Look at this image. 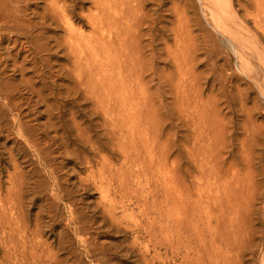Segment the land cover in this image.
<instances>
[{
    "label": "rangeland",
    "instance_id": "1",
    "mask_svg": "<svg viewBox=\"0 0 264 264\" xmlns=\"http://www.w3.org/2000/svg\"><path fill=\"white\" fill-rule=\"evenodd\" d=\"M94 1L95 0H59L61 5L66 2L67 6L70 5L74 29L78 32H84L86 35H89L91 32V30L85 26L90 19L89 17H94L99 12L96 8V2L94 3ZM213 1L214 0H149L143 6V10L160 20H158L159 23L157 24L159 30L163 26L172 29V32L161 31L162 35H164V40L155 42L156 50L160 54H157V56H161L156 62V67L164 69L168 73L174 72L173 77L175 81H177L179 78L178 68L176 67L174 58L170 63L167 62L166 45H169L172 49L174 48L173 50L178 48L177 50L179 51L176 50L178 54L187 55L186 57L192 62H187V71H189L190 67V74L192 71V78L190 77L187 80V87L188 89L190 88L189 94H192L191 102L194 101L195 103L196 100L194 106L197 105L198 101L202 105L201 107H203V110L207 108L208 114L210 113L209 120H216L214 125L210 122L211 125H213L212 127L216 126L217 128L218 125L220 129L223 130V132L219 133L217 128L218 135L215 132L216 136L213 137L214 139L217 138L220 143L225 141L226 149L221 152L222 159L216 158V161L212 162L213 164L207 166L210 172L206 169L207 167H205V170L208 171V175L205 177L203 176L202 180L200 179L201 168L195 164V161L193 162V155L191 157L192 152L189 151L190 147L193 150L192 146L194 147V144H192L191 141L194 139L195 133L190 131L191 129L188 125L184 126V129L181 127V129H179L178 140L180 142V154L182 153L180 159L182 158V161H180L181 166L175 169L177 170L175 171V177L179 179L178 181L181 184L180 189L186 188L188 195H190L193 200L199 198V194L196 193L199 185L208 191L212 190L215 192L219 190V188L220 190L222 189V208L221 212L217 211V213H219V218L209 219V217L203 216L200 220L197 216L198 218L196 217L192 224L194 227L188 230V245L186 248L174 251L170 249L167 254L166 250L162 249L159 253L163 258H153L155 251L153 248L154 245L150 242L149 229L152 228L151 225L153 224H151V222L154 216H142L140 212L142 209L138 206V201L136 202L135 200L139 197L141 203L147 201L149 206L152 207L151 205H153V201H155V197L151 194L153 185L151 182H146V179L143 178H141L140 185L134 182L133 179H130V182L128 178L129 183H127V186L125 185L126 188L119 187V183L121 182L117 180L116 177L118 175L121 176L120 173H122L123 170L126 174V169H128V167H125V165L129 166V164L123 165L126 160L123 155L120 157L121 153L117 151L118 149L111 141L107 138L97 137L98 135L96 134L101 133V130L96 129L92 134H95L96 145L102 142L104 143V148L100 150L101 152H98L92 151L91 147H87V151L85 150L86 155H82V159L79 161L76 159L77 157L74 158L73 155L66 158L60 153L62 150L58 149L56 146H53L51 149L54 153L52 156L53 158H51L52 164L56 165L58 163L57 165L61 167L63 163L64 169L60 170L57 180L60 183V187H62V192H60L54 184V179L50 177L49 171H47L45 167L43 168L41 161H37L39 159L36 158L35 153H33L34 150L27 144L25 145L22 138L8 129V131H3L0 134V263L264 264V93L261 91L263 87L259 85V81L262 79L261 76L264 74V42L258 41L259 38L251 22L252 17L257 16L258 11L255 6L256 4L253 3L255 0H231L232 7L230 10L233 13L229 14V19L236 23L237 28H240L241 32H243V37L248 40L249 47H251L249 51L252 54V60H246L245 63L242 64L237 59L231 45L228 44L227 38H224V34L219 33L213 27L209 15V13L216 8L215 5H217V3ZM50 3V0H31L29 2L30 10L28 12L30 20L38 22L40 15L43 14L44 10L48 9ZM37 12L40 14L38 15ZM36 14L39 17L36 16ZM177 27H179V30ZM47 28L46 26L42 28L45 30H39L41 32H46L47 30L48 32ZM53 31V33L51 31V34H49L53 36L57 35L61 41L64 39L63 37L66 36L65 29L57 28ZM252 31H254V34ZM249 32L250 34H248ZM179 37L182 38L183 42ZM179 42L181 43V47L178 46ZM182 43H184V45ZM251 43L253 44L251 45ZM261 50L263 53H261ZM64 52V48H61L59 52H57V56L60 58L58 63L62 65L68 62V58H65ZM258 52L261 53V55H259ZM147 53V56L150 57V53ZM194 58L195 61H193ZM255 59H257V62ZM250 68L252 80L247 78L249 77L247 69ZM245 70L246 72H244ZM258 71L261 72V74ZM6 72L2 74L5 81L21 78L20 73L14 75L10 71ZM193 74L199 76V78L195 77ZM232 75L235 76L233 77ZM28 76L31 77L32 75L26 74V77ZM222 76L224 79H221ZM253 78L256 79V83L254 82L255 80L253 81ZM172 93L173 96L164 97V103L165 105L167 104L169 111V107H171L172 110L175 108V91H172ZM194 98L195 100H192ZM0 102V107L6 115L3 124L9 120L8 123L6 122L4 125L12 126L17 119V114H10L6 108V103L3 100H0ZM59 103L61 105L71 104V102L64 99L59 100ZM24 107L26 109L24 110L23 121L26 120L27 122L24 121L25 123H30L29 125L37 129L38 133L44 131V123L48 119L47 115L44 114L45 107L37 104L34 105V103L30 105L25 104ZM81 107L83 106H79L77 110H81ZM193 118L194 117L191 116L189 121H193ZM82 119V115L77 117L78 121ZM99 120V118L96 119V122L101 121ZM167 121L169 120L164 121V124L161 123L162 125L160 124L162 127L159 126L161 129L158 134L159 138H157L159 139L158 142L161 141L163 143L160 142L158 144L160 148L163 145L166 147L168 141L171 140L172 124L170 121ZM168 123L169 126H166ZM189 124H192V122H189ZM165 127H167L168 130L165 129ZM168 127H171V129ZM169 130L171 132H169ZM192 132L193 135H191ZM185 135H187L186 138L188 139L185 138ZM110 143L112 147H110ZM21 144L24 145L21 146ZM184 146L186 147L183 148ZM167 149H169V147ZM167 149L166 151H168ZM215 149H217L214 151L216 152L215 154H218V149L220 150L221 146ZM11 152L13 154H11ZM86 152H88V154ZM157 152L160 154L159 148ZM98 153L103 156L99 157ZM13 156L16 157V161ZM87 156H89L90 160L94 163L93 169L88 166V164H85V160L89 158ZM103 157H107V160ZM185 157H187V159ZM99 158L106 160V164L109 163L106 169V176L103 177L106 179L103 181L99 177V169L101 167L99 164L101 160ZM35 159H37V162ZM53 161L55 163H53ZM170 165L172 164L170 163ZM37 167L39 172L42 171V174H40L41 172L39 174L37 173ZM15 168L18 169L19 174L25 175L28 184L23 189L22 200H20V202L22 201L20 203V212L17 214L15 212L16 216L10 213L11 215L7 216L6 221L2 218L5 210L7 213L10 211L11 205H8V200L10 198H17V196H14V194L11 195L10 193L13 188L10 178L12 174L16 172ZM45 173L46 175H44ZM93 175L96 178L95 180ZM114 178L115 180H113ZM17 179L18 177H16L14 181ZM87 179L90 182L89 184H87ZM36 180L37 182L39 181L38 185ZM50 180L51 182H49ZM106 180L108 181L107 183ZM207 182L209 183L207 184ZM184 185L186 186L184 187ZM36 187H38V190L34 191L37 189ZM131 188H133V190ZM66 189L69 190V193ZM226 190L228 193L225 192ZM124 195H128V197H130L128 199L133 201V203H128L129 200H127V197ZM160 198L163 199V197L160 196L158 201L161 200ZM123 202H125L124 207H120ZM112 206L116 207V212L113 213V215H111L112 213L110 212ZM153 208L154 207L151 209ZM17 215H20V222L23 225L18 224L19 218ZM3 220L7 225L2 223ZM72 220H74L73 223L71 222ZM155 224L154 227L158 225V223ZM20 225L22 228L26 225V230H19ZM157 228L158 227H156V229ZM193 228H195V230ZM89 244L92 247L88 246ZM10 246H21L22 248L20 251L27 253V255L24 257L21 254L19 257H16L12 254L11 256ZM207 250L210 253H208ZM5 252L8 253H6L7 256H4ZM54 252L58 255H55ZM3 257H6V259ZM56 258L59 261L58 263H55L57 262ZM10 261L11 263H9Z\"/></svg>",
    "mask_w": 264,
    "mask_h": 264
},
{
    "label": "bare ground",
    "instance_id": "2",
    "mask_svg": "<svg viewBox=\"0 0 264 264\" xmlns=\"http://www.w3.org/2000/svg\"><path fill=\"white\" fill-rule=\"evenodd\" d=\"M30 1L31 0H0V100L6 103V108L10 114L16 113L18 116H16L17 119L12 126H5L4 124L6 122L8 123L9 120L3 124L6 115L0 107V134L9 129L22 138L25 145L27 144L34 150L33 153H35L36 158L39 159H35V161H41L43 168L45 167L46 170L49 171L50 177L54 179L57 190L62 192V187H60V183L57 180L60 170L64 169L63 163L61 167L57 165L58 163L56 165L52 164L51 158H53L52 156L54 153L51 149L53 146H56L58 149L62 150L60 153L66 158L73 155L74 158L77 157L76 159L79 161L82 159V155L85 154L87 147H91L92 151L98 152H101L100 150L104 148V143L102 142L96 145L95 134H92L96 129L101 130V133L96 134L98 135L97 137L107 138L111 141L118 149L117 151L121 153L120 157L121 155L124 156L126 161L123 165L129 164V166L125 165V167H128V169H126L128 173L126 172L125 174L123 170V172L120 173L121 176L118 175L116 177V179L121 182L119 183V187L126 188L125 185L127 186V183H129L128 178L129 180L133 179L134 182H137L139 185L141 184V178H143L146 179V182H151L153 185V190L150 188L152 196L155 197L153 205L150 204L154 207L153 209H151L152 207L149 206L147 201L143 200L144 202L141 203L139 197L135 199L136 202L138 201V206L142 209V211H140L142 216H154L152 222L150 221L151 224H153L151 225L152 228L149 229L150 242L154 245L153 248L155 251L153 258H163L159 253L162 249H165L167 254L170 249L174 251L186 248L188 245V230L194 227L192 224L197 216L200 220L203 216L209 217V219L219 218V213H217V211L221 212L222 208V189L220 190L219 188V190L215 192L212 190L208 191L199 185L198 188L196 187L198 190L196 193L199 194L197 200H193L192 197L188 195L186 188L180 189L181 184L178 181L179 179L175 177V171H177L175 169L181 166L180 161H182V158L180 159L182 153L180 154V142L178 140L179 129H181V127L184 129V126L188 125L191 129L190 131L195 133L193 139L194 143L193 140L191 141L194 147L192 146L193 150L190 147L189 151L192 152L191 157L193 155V162L195 161V164L201 168L200 179L202 180L203 176H207L208 171L210 172L207 166L213 164L212 162H215L216 158L222 159L221 152L225 151L226 144L225 141L220 143L217 138H213L216 136L215 132L217 134L218 130L219 133L223 132V130H221L218 125V130L216 126L212 127L216 120H209L210 113L208 114L207 108L205 107L206 111L203 110V107H201L202 105L198 101L197 105L194 106V104H196L195 98L192 99L195 100V103L194 101L191 102L192 94H189L190 88L188 89L187 87V80L190 77L192 78V71L190 74L189 71L191 67L189 71H187V62H191L189 58L186 57L187 55L178 54V48L176 51L173 50L174 48L172 49V47L166 45L167 62L170 63L174 58L176 67L178 68L179 78L177 81H175L173 77L174 72L168 73L164 69L156 67V62L161 56H157L159 52L156 50L155 42L164 40V35H162L161 31L172 32V29L166 26L161 27L160 30L157 28V24L160 20L143 10V6L149 0H95L94 3L96 2V8L99 12L94 17H89L90 19L85 25L91 30L89 35L74 29L71 15L72 9H70V5H66L67 2L61 5L59 0H50L51 3L48 9L44 10L40 17L38 16L40 13L37 12L38 15L36 14V16L39 17V21L33 22L30 20L28 14L30 10ZM213 2L217 3V5H215L216 8L212 6L214 10L209 13L213 27L219 33L224 34V38H227L228 44L231 45L237 59L242 64H244L246 60L251 61L252 54L249 51L251 47H249L248 40L243 37V32H241L239 27V29L237 28L236 23L229 19V14L233 13L230 10L232 1L214 0ZM253 3L256 4L255 6L258 12L257 16L251 14L254 16L251 22L259 38L258 41L264 42V0H255ZM46 26L48 27V32L47 30L46 32H41L39 30ZM57 28H62L66 31V36L63 37L64 39L62 41L57 35H50L51 31L53 33V30ZM177 28L179 30V27ZM43 30L45 29H42V31ZM253 32L254 31H252V33ZM248 34H250V32ZM255 38L258 39L257 37ZM180 40L182 41V38ZM180 44L179 42V47H181ZM182 44L184 45V43ZM252 44L253 43H251V45ZM61 48L65 49L64 55L65 58H68L67 64L64 65L58 63L60 58L57 56V52H59ZM147 52L150 53V57L147 56ZM261 53H263L262 50ZM261 53H259V55H261ZM255 60L257 62V59ZM193 61H195V58ZM247 70L249 73V77L247 78L252 80L251 68ZM6 71H10L14 75L20 73L21 78L5 81L2 74ZM244 72H246V70ZM259 73L261 74V72ZM26 74L32 76L26 77ZM195 77L199 78V76L196 75ZM261 77L263 80L260 79L259 85L264 89V74H262ZM221 79H224L223 76ZM253 81L256 83V79L253 78ZM263 89L261 90L262 93H264ZM172 91H175V108L172 110L171 107H169V111L167 104L165 105L164 103V97L173 96ZM61 99L67 100L71 102V104L61 105L59 103ZM31 103L44 106V114L48 117L47 121L44 123L45 130L41 133L39 132L40 134L37 129L29 125V121V124L24 122L26 120L23 121L24 110L26 109L24 105H30ZM79 106H83L81 107L82 109L80 108L81 110H77ZM79 114L82 115L83 118L81 121L77 120V117L80 116ZM191 116L194 117L193 121H189ZM98 118L101 120H99L100 122H96ZM166 120H169L172 124L171 140L168 141L166 147L163 145L160 148L158 144L161 141L158 142V134L161 128L159 126ZM189 122H192V124H189ZM210 122L213 125H211ZM166 126H169V123L168 125L166 124ZM171 127L168 128L171 129ZM165 129H167V127H165ZM169 132L171 131L169 130ZM193 132L191 135H193ZM186 136L187 135H185V138ZM22 145L24 144H21V146ZM218 146H221V149H218V154H215L216 152L214 151L217 150L215 148ZM110 147H112L111 143ZM168 147L169 149H167ZM185 147L186 146L183 148ZM158 148L160 149V154H158L159 151L157 152ZM166 149L168 151H166ZM86 153L88 154V152ZM11 154L13 153L11 152ZM100 156L103 155L99 154V157ZM185 158L187 159V157ZM104 159L107 160V157ZM104 159H100L101 162L99 163L101 165L99 177L102 181L106 179L103 177L106 176V169L109 164L108 161V164H106V160ZM14 160L16 161V157H14ZM54 161L53 163H55ZM85 161V164H88V166L93 169L94 163L90 160V157ZM170 163L172 165H170ZM205 167H207L206 169L208 171L205 170ZM15 171L16 172L12 174L10 178L13 185L10 193L11 195L14 194V196H17V198L9 197L8 205H11L10 211L7 210V213L5 210L2 218L6 221L8 215H15V212L16 214L20 212V203L22 202H20V200H22L23 189L28 184L25 175L19 174L17 168H15ZM40 172L39 170L37 171L38 174H42V171ZM44 175H46V173ZM16 177H18V179L14 181ZM93 178L94 180L96 179L94 175ZM113 180H115V178ZM49 182H51V180ZM107 182L106 180V183ZM38 183L39 181L37 185ZM89 183L88 180L87 184ZM208 183L209 182H207V184ZM185 186L186 185H184V187ZM36 188L37 189L34 191L38 190V187ZM131 189L133 190V188ZM225 192L228 193L227 190ZM160 196L163 197V199L160 198L161 200L158 201ZM125 197L129 200L128 203H133V201L128 199L130 198L128 195ZM124 205L125 202H123L120 207H124ZM115 210L116 207L112 206L110 210L112 213L111 215L116 212ZM17 217L19 218L18 224L23 225L20 222V215H17ZM4 220L2 223H5ZM73 221L74 220L71 222L73 223ZM155 223H158L156 226L158 227L157 229L154 227V225H156ZM21 225L19 226V230H26L27 226L24 225V228H22ZM193 229L195 230V228ZM88 246L92 247L90 244ZM21 248V246H10L11 256L14 254V256L19 257V255L22 254L25 257L27 253L20 251ZM207 252L210 253L208 250ZM6 253L7 252H5L4 256H7ZM55 255L58 254L56 253ZM4 259H6V257ZM58 262L57 260L55 263ZM9 263H11V261ZM0 264L5 263L1 262Z\"/></svg>",
    "mask_w": 264,
    "mask_h": 264
}]
</instances>
